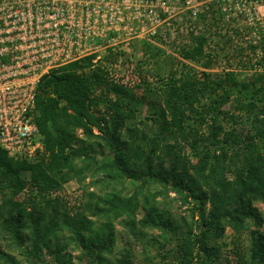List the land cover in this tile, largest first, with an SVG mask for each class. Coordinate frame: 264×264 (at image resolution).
Segmentation results:
<instances>
[{
  "label": "trees",
  "instance_id": "1",
  "mask_svg": "<svg viewBox=\"0 0 264 264\" xmlns=\"http://www.w3.org/2000/svg\"><path fill=\"white\" fill-rule=\"evenodd\" d=\"M189 39L179 55L204 70L198 78L185 64L157 92L143 79L137 86L113 81L104 62L93 63L94 55L43 77L34 117L43 152L31 163L0 150V243L8 248L0 244V264H73L69 245L80 250L81 263L133 264L128 253L109 259L118 220L134 236L146 229L165 235L181 231L174 254L178 264L218 262L226 246L217 243L225 231H248L249 258L264 264V75L246 83H238L232 72L213 78L207 72L215 60L208 36L191 33ZM260 61L264 68V57ZM227 88L250 94L247 102L234 99L232 113L222 109L231 97ZM100 98L106 105L102 113L93 110ZM142 103L149 104L152 130L127 125ZM244 114L252 132L237 128ZM223 119L230 121L228 128ZM87 176L106 190L86 193L75 210L51 198L64 184H81ZM124 183L133 186L131 195H123ZM150 187L156 188L153 194ZM167 192L191 205L197 220L178 223L152 204ZM42 251L49 252L51 262L42 259Z\"/></svg>",
  "mask_w": 264,
  "mask_h": 264
},
{
  "label": "rangeland",
  "instance_id": "2",
  "mask_svg": "<svg viewBox=\"0 0 264 264\" xmlns=\"http://www.w3.org/2000/svg\"><path fill=\"white\" fill-rule=\"evenodd\" d=\"M145 4H138L136 35L132 38H120L109 41L110 47L100 51L98 62H104L113 81L126 86L140 85L142 79L148 81L151 88L161 90L164 82L173 73H179L183 65L193 69L199 78L200 72L204 69L200 65L184 61L179 52L188 45L191 33H204L208 36V52L211 54L213 64L207 72L212 77H223L226 72H232L238 83H246L256 74L264 75V0H145ZM198 14H202L199 20ZM106 60V61H105ZM201 78V77H200ZM224 86H226L224 84ZM137 94L143 93L140 88H135ZM230 92V101L222 109L232 113L236 104L234 99L240 96L247 102L249 92L238 89L227 88ZM209 102L203 99L202 103ZM103 99L96 101L93 110L102 113L106 107ZM237 114V113H236ZM239 114V113H238ZM149 104H141L137 108L134 120L127 125L143 128L151 123ZM238 130L251 131L250 123L246 120L245 114L241 115ZM225 120V119H223ZM224 126L228 128L230 121L225 120ZM206 134V128L200 129ZM252 132V131H251ZM93 133L98 131L93 128ZM81 136V131L75 133ZM189 152V151H188ZM191 156V153L188 154ZM28 178L27 175L24 176ZM230 178V176H228ZM93 178L87 176L81 183L70 181L64 184L57 194L62 204L68 205L75 210L86 201V193H103L106 190L102 186H93ZM123 195L132 194V185L124 183ZM155 187H150L147 192L153 194ZM21 199L23 196L21 195ZM153 205L164 209L171 216L172 220L188 224L197 220L196 210L180 201L178 195L167 192L156 196ZM261 210V205L257 204ZM142 212H138L136 219H140ZM181 230V229H180ZM264 231V226L261 229ZM139 234L134 236L128 227L124 226L122 220L114 223L115 244L113 255L109 259L119 258L122 254L128 253L133 264H178L174 254L176 244L183 236L181 231L177 234H164L157 229L137 230ZM176 235L180 237L176 238ZM66 233L59 234L61 242H66ZM249 232H242L240 235L227 229L224 237L217 244L226 246L218 262L212 264H256L250 260L248 255ZM234 242V243H233ZM3 249H8L6 242L0 243ZM29 245V243H27ZM162 245L165 247L163 248ZM19 260L18 251L9 250ZM239 253L237 257L235 252ZM67 254H71L73 264H85L79 262L77 257L80 250L73 245L67 247ZM42 259L51 262L48 251H42ZM24 264V262H21ZM193 264H199L193 260Z\"/></svg>",
  "mask_w": 264,
  "mask_h": 264
},
{
  "label": "built area",
  "instance_id": "3",
  "mask_svg": "<svg viewBox=\"0 0 264 264\" xmlns=\"http://www.w3.org/2000/svg\"><path fill=\"white\" fill-rule=\"evenodd\" d=\"M145 0H0V150L35 162L43 152L34 122L38 87L53 70L136 35ZM27 191L24 190L21 194Z\"/></svg>",
  "mask_w": 264,
  "mask_h": 264
}]
</instances>
